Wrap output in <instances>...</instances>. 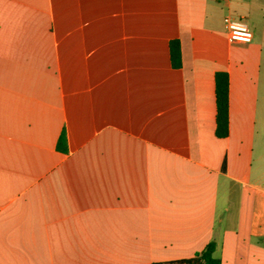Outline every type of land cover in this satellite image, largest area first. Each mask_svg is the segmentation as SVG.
<instances>
[{
	"label": "crops",
	"instance_id": "obj_1",
	"mask_svg": "<svg viewBox=\"0 0 264 264\" xmlns=\"http://www.w3.org/2000/svg\"><path fill=\"white\" fill-rule=\"evenodd\" d=\"M211 242L221 264H264V0H0V264L164 263Z\"/></svg>",
	"mask_w": 264,
	"mask_h": 264
},
{
	"label": "trees",
	"instance_id": "obj_2",
	"mask_svg": "<svg viewBox=\"0 0 264 264\" xmlns=\"http://www.w3.org/2000/svg\"><path fill=\"white\" fill-rule=\"evenodd\" d=\"M169 50L172 65L174 67H180V42L178 40H172L169 43ZM215 96L216 135L218 137H225L229 131V76L225 71H218L215 75ZM215 247V243L211 242L192 258L153 264H221V260L214 256Z\"/></svg>",
	"mask_w": 264,
	"mask_h": 264
},
{
	"label": "built area",
	"instance_id": "obj_3",
	"mask_svg": "<svg viewBox=\"0 0 264 264\" xmlns=\"http://www.w3.org/2000/svg\"><path fill=\"white\" fill-rule=\"evenodd\" d=\"M224 27L228 32L230 42L249 43L252 40V32L246 22L231 15L224 17Z\"/></svg>",
	"mask_w": 264,
	"mask_h": 264
}]
</instances>
